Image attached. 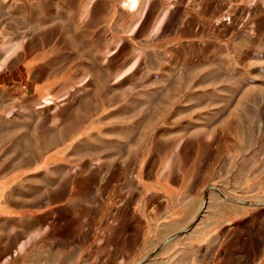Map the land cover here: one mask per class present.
<instances>
[{
    "label": "rangeland",
    "instance_id": "obj_1",
    "mask_svg": "<svg viewBox=\"0 0 264 264\" xmlns=\"http://www.w3.org/2000/svg\"><path fill=\"white\" fill-rule=\"evenodd\" d=\"M0 264H264V0H0Z\"/></svg>",
    "mask_w": 264,
    "mask_h": 264
}]
</instances>
